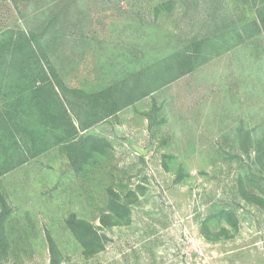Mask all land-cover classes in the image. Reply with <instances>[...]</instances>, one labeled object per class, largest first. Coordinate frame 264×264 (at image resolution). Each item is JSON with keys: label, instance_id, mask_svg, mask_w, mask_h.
<instances>
[{"label": "rangeland", "instance_id": "374dc122", "mask_svg": "<svg viewBox=\"0 0 264 264\" xmlns=\"http://www.w3.org/2000/svg\"><path fill=\"white\" fill-rule=\"evenodd\" d=\"M260 4L0 0V33H36L40 55L65 86L88 93L120 85L187 43L210 39L220 47L190 74L84 131L107 147L78 172L54 146L0 177L9 209L0 219V245H7L0 264H51L48 236L57 264H264V206L254 200H264L256 159L264 139V30L250 25ZM223 34L232 41L222 45ZM109 190L128 213L102 224ZM71 215L106 237L102 251L84 254L66 226Z\"/></svg>", "mask_w": 264, "mask_h": 264}, {"label": "trees", "instance_id": "16d2710c", "mask_svg": "<svg viewBox=\"0 0 264 264\" xmlns=\"http://www.w3.org/2000/svg\"><path fill=\"white\" fill-rule=\"evenodd\" d=\"M260 3L256 8L257 18L250 24L255 32L264 30V0ZM227 37L230 36L222 35V45L232 41ZM38 39L36 33L24 30L8 29L0 33V177L54 146L63 147L70 165L78 172L94 154L105 155L107 147L105 140L81 132L190 74L211 56L209 52L216 54L220 50L217 40L193 41L163 62L132 73L120 85L88 93L65 86L48 57L40 55ZM232 46H223L222 53ZM257 150L256 159L264 167V139L258 141ZM109 193L112 196L108 202L109 214L103 217L102 224H106L104 218L112 219L115 224L128 213L119 197L112 190ZM254 200L264 206V200ZM0 202L3 220L9 209L4 199ZM66 226L85 255L104 249L106 237L90 222L71 215ZM48 242L51 264H57L56 245L49 236ZM6 254L7 245H0V260Z\"/></svg>", "mask_w": 264, "mask_h": 264}, {"label": "water", "instance_id": "95a60500", "mask_svg": "<svg viewBox=\"0 0 264 264\" xmlns=\"http://www.w3.org/2000/svg\"><path fill=\"white\" fill-rule=\"evenodd\" d=\"M137 153L141 156H144L146 154L145 150L140 149L139 147H135Z\"/></svg>", "mask_w": 264, "mask_h": 264}, {"label": "crops", "instance_id": "0c3cea01", "mask_svg": "<svg viewBox=\"0 0 264 264\" xmlns=\"http://www.w3.org/2000/svg\"><path fill=\"white\" fill-rule=\"evenodd\" d=\"M80 134H81V135H83V134H84V132H81ZM68 162H69V161H68Z\"/></svg>", "mask_w": 264, "mask_h": 264}]
</instances>
